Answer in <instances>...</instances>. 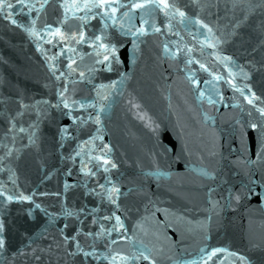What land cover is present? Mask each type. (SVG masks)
<instances>
[{
  "label": "water",
  "instance_id": "95a60500",
  "mask_svg": "<svg viewBox=\"0 0 264 264\" xmlns=\"http://www.w3.org/2000/svg\"><path fill=\"white\" fill-rule=\"evenodd\" d=\"M7 2L0 264H264V0Z\"/></svg>",
  "mask_w": 264,
  "mask_h": 264
},
{
  "label": "snow or ice",
  "instance_id": "6c2138e0",
  "mask_svg": "<svg viewBox=\"0 0 264 264\" xmlns=\"http://www.w3.org/2000/svg\"><path fill=\"white\" fill-rule=\"evenodd\" d=\"M16 2L19 5L28 7L29 10H31V8L33 7V5H25V0H16ZM45 3H47V0H45ZM113 3H114V0H86V2L83 4V7L84 8H93V7H101V8H103V7H110L112 13L114 14L116 12V8L112 6ZM153 4H155L156 7H161L162 6L165 9L168 8V4L165 2V0H158V3H157V0H143L142 3H134V4H132V8H145L146 5H153ZM40 7L43 8L44 7V4H41ZM64 7H65V9H67V5H64ZM5 8L12 9L13 8V4L11 2H7L6 3V0H0V10H3ZM78 9H79V6H77V10ZM180 15L183 16L184 13L181 12ZM7 16H8V18H10L11 17V13L9 12L7 14ZM80 19H83V17H81ZM11 22L13 24H16L17 23V21L15 19H12ZM34 23H35V21H33V24ZM139 31L140 32H143V29H140ZM157 31H158V29H157ZM56 34L57 35H60L61 34L59 32V29H57ZM80 36H81V38H83V33H80ZM95 39L99 40L100 37L97 36ZM100 47H102V48L105 49V54H104V59L105 60H108L110 55L113 56V58H114V54H115V48L114 47H109L108 45L103 44V43L100 45ZM201 66L203 67V65H201ZM81 76H83V73H81ZM253 96H254V94H253ZM249 103H252V99H249ZM64 106L66 108L69 107L67 101H64ZM258 111H260V113L262 115H264V108H260V109H258ZM96 122L97 123L100 122L99 121V116L96 117ZM251 126L253 128L256 127L255 124H253ZM12 127H15V125H12ZM20 131L23 132V131H25V129L20 128ZM114 166L115 165H113V167ZM0 195H3V193L0 192ZM16 198L17 199H20V200H30L31 199L29 196H24L22 194L19 197H16ZM7 199L8 200H12V199H14V197L13 196H8ZM236 199L239 200L240 197L237 196ZM36 207H40V206L39 205H36ZM115 219H116L117 223L119 224L120 223V218L117 216ZM2 229H3V224L0 223V230H2ZM65 239L67 240L68 237H65ZM4 246H5V241H4L3 238H0V249L4 248ZM76 247H77L78 250H81L82 251V249H80V246H79L78 243L76 244ZM218 251H222V249H213V254H215V252H218ZM83 255L85 257H88V256L93 255V254L92 253H89V252H84ZM232 255H236V254L235 253H232ZM239 258H240L241 261H245V257L240 256ZM122 259H127V258L126 257H122ZM145 259H147V257H145ZM245 264H246V262H245Z\"/></svg>",
  "mask_w": 264,
  "mask_h": 264
}]
</instances>
